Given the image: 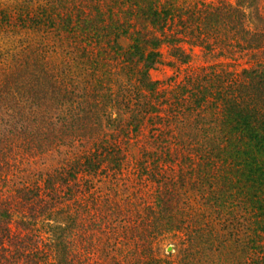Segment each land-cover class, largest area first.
<instances>
[{
    "label": "trees",
    "instance_id": "16d2710c",
    "mask_svg": "<svg viewBox=\"0 0 264 264\" xmlns=\"http://www.w3.org/2000/svg\"><path fill=\"white\" fill-rule=\"evenodd\" d=\"M255 3L0 0V264H264ZM186 43L217 62L165 94L150 72ZM131 150L151 201L124 208Z\"/></svg>",
    "mask_w": 264,
    "mask_h": 264
},
{
    "label": "rangeland",
    "instance_id": "374dc122",
    "mask_svg": "<svg viewBox=\"0 0 264 264\" xmlns=\"http://www.w3.org/2000/svg\"><path fill=\"white\" fill-rule=\"evenodd\" d=\"M199 4L204 3H216L218 1H226L229 3H234L235 0H195ZM257 13L255 14V12ZM247 12L249 14V19L247 23V28L250 30L256 29V30H263L264 32V0H256L255 5L247 9ZM233 41L236 42V40L233 39ZM125 43V42H124ZM126 44V43H125ZM183 48L186 49L187 52L192 54V59L187 65H179L176 63H172V65L169 62H174L171 57L168 56V49L166 47L161 48V52L163 55V65L157 67L155 70L150 72V78L153 81H158V89L165 92V94H168L170 89L172 87L176 86L179 81L182 80V78L185 76V71L197 69L202 66H206L208 64H212L217 62L213 57H205L203 56V50L196 45L190 46V43H186L185 45H182ZM249 57L244 56L242 58H238V54H233L232 58H228L226 63H228V70L229 71H236L239 70L242 64H245V62H248ZM240 65V66H239ZM144 138H142V143L144 142ZM193 143V142H192ZM147 148L151 149V146H147ZM149 149V150H150ZM179 152L181 150L177 149ZM185 152V151H184ZM140 156L138 155L137 150H131L129 151V156L127 159V163L124 166L123 169V176L124 180L126 181V189L123 190L119 197L114 198L115 200L120 201V206L127 208V203L124 205L123 201L126 196L129 194L136 193L135 200L138 202L141 200L142 197H145L146 203L151 201V188L150 184L147 183V177L148 175L143 173L146 169V162L145 164L141 165L139 163ZM157 158V157H156ZM137 166L139 168H137ZM142 169V170H141ZM120 192V191H119ZM131 210V206L128 207ZM179 241V240H178ZM177 238L172 240L171 242L164 243L161 247V250L164 253H172L174 254L173 245H176ZM171 247V250L167 252V247Z\"/></svg>",
    "mask_w": 264,
    "mask_h": 264
},
{
    "label": "water",
    "instance_id": "95a60500",
    "mask_svg": "<svg viewBox=\"0 0 264 264\" xmlns=\"http://www.w3.org/2000/svg\"><path fill=\"white\" fill-rule=\"evenodd\" d=\"M171 250V247L169 246V247H167V252H169Z\"/></svg>",
    "mask_w": 264,
    "mask_h": 264
}]
</instances>
